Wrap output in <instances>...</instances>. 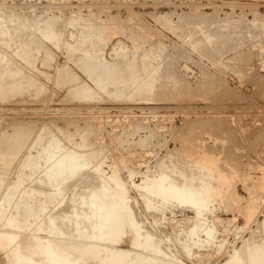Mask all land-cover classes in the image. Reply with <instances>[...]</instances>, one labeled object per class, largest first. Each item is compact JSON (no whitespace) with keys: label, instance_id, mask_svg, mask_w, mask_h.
Segmentation results:
<instances>
[{"label":"rangeland","instance_id":"1","mask_svg":"<svg viewBox=\"0 0 264 264\" xmlns=\"http://www.w3.org/2000/svg\"><path fill=\"white\" fill-rule=\"evenodd\" d=\"M22 15L25 16L24 21L22 20L24 16L21 18ZM0 19V30L2 31H0V61L2 60L0 64L3 65L0 66L3 68L8 63L10 67L21 68L22 73L18 76L25 79L29 78L28 80L33 83L27 84L29 88L23 85V88L17 87L13 90L5 86L4 89L2 88L5 92L0 89V154L6 157L2 161L0 160V182H2L0 183V195L4 194L6 187L9 190L10 182L18 179L21 183H25L28 180L30 182L32 177H36L35 174L30 180L28 176H25L27 173L29 175L32 169L22 167L23 159L29 152L36 151L33 154H37V149L42 142L47 143V136L49 137L50 134L48 132L51 130L58 137L61 145L67 146L63 149L73 147L85 151L88 156L85 155V157L89 161L86 170L96 174L98 180L96 182L103 180L99 179L102 176L100 173L103 172L106 174L102 177L106 180L111 179L109 182L112 181V184L115 182L114 179L119 177L117 181L122 184L117 183L119 184L117 185L115 182L116 186H111L112 196H116L113 199L119 197L121 192L127 195L129 202L131 201L130 203L136 209L137 219L141 222L144 220L145 225H147L143 224L145 230L155 232V239L159 240L157 241L163 249L175 252L179 246L177 242L182 243L189 240L187 253L185 251L181 253V256L176 255L185 264H232L234 263L233 256H235V260H240V264H245V259H243L245 252L241 251L245 245L250 241L249 244L253 245L250 247L253 248L264 242V0H0ZM50 19L52 20L50 21ZM53 21L56 22L52 23ZM48 24L52 30L54 29V32L57 27V34L60 36L56 34L57 38L55 39L43 37L41 31L46 32L48 28L49 31L51 30ZM51 24L54 26L57 24V26L54 27ZM35 25L36 27H34ZM47 26L48 28L45 29ZM15 27L19 28L16 29ZM16 33H18L17 36ZM30 33L32 37H30ZM28 35H30V40L33 39L32 42L36 41L40 44L41 49L37 47V43H35L37 45L33 43L34 47L29 44L31 41L29 42ZM33 35L38 36L37 39L39 38V40ZM58 37L60 38L58 39ZM23 49H30L29 56ZM85 50L90 52L86 54ZM21 51L26 56L21 55ZM95 54L101 55L99 58L102 60ZM91 57H94V61ZM89 58L91 59L87 60ZM97 59L99 62H103L101 64L95 63L98 61ZM132 59L136 62H134L136 66L139 65L137 68L142 75L154 72L152 75L156 79H154L153 92L147 93L145 91V93L139 89V92H135L137 88L135 87V89L131 85L128 86L129 88L127 87L129 90L126 89V91L131 93L132 90H135L134 93L132 92V97L113 98V100L104 92L102 87L99 89L96 87L95 81L92 80V76L88 74L89 72L86 71L85 67L90 63L89 66L91 67L96 64V67L92 68L99 71L104 70L108 61L110 62L109 65L121 61L123 66L121 63L120 66L127 67ZM12 64L13 66H11ZM102 64L104 65L101 68ZM155 67H158V72L151 70ZM1 71L0 68V73ZM65 71H68L69 74L73 72L72 75L76 76L75 79L80 81L79 83L84 82L87 83L86 85L95 88V94L90 97L92 99L85 96L83 98L80 93L75 92L78 89V84L74 87L68 80H64ZM3 78L0 77V83L5 81ZM10 79L11 76L8 80ZM40 86L42 87L39 88ZM25 89L27 90L24 91ZM68 89L71 92H68ZM17 91L21 92L18 93ZM42 127L44 131L45 129L48 131H43L46 135L39 143L40 145H37V142V144L34 143L36 141L34 138ZM55 128L59 130L55 131ZM16 129L17 132L18 130L27 132L23 141L22 139L19 140V145L13 137L16 135ZM77 141L79 143L85 141V144L77 145ZM20 144L23 145L21 151ZM13 146L17 147L19 152ZM4 149H7V153ZM169 153L172 154L171 159ZM13 155L15 158L12 162ZM167 156L168 158H166ZM3 157L1 156L0 159ZM98 161L103 162L100 164L102 169L97 168ZM164 161L166 164L169 163L168 166L171 168ZM199 162L211 166L210 168L208 165L205 168L198 167ZM93 163L94 166L97 165L95 168L103 171L98 170L96 172ZM172 164L176 165V168ZM172 167L177 169L174 170L175 173ZM19 170L23 173H20ZM181 170H184L187 178L185 174L181 175ZM84 171L82 172L84 173ZM114 171L117 173L114 174ZM162 171H171L169 174H175L173 177L179 181L185 179L188 181L190 177L193 179L190 174L194 173L199 178L198 174L201 173L200 176L205 178V183L208 182L215 187L219 186L217 187V189H221H218L219 192L215 191L209 195L207 208L209 210H205L206 221L212 225L215 231L217 230L211 237L208 238L205 231L199 236H194L193 240L185 235L187 230H191L196 219L193 204L188 202L190 205L176 202L168 204L165 202V207L162 199L158 200L153 195L149 198L146 194L143 196L139 194L136 183H141L140 180H144V176L147 177V174L150 178L152 175L154 177L155 173V176L161 174ZM188 171L190 172L188 173ZM111 177L114 179L112 180ZM198 180L193 179V182L190 183ZM65 181L68 183V180H64L62 186H66ZM131 181L135 183H131ZM82 183H79L80 186ZM25 186L28 184H22V187ZM48 187L46 186V190ZM77 187L78 191L63 187L66 196L62 203L64 205L69 204L68 206L71 207L74 203L80 204L77 207L81 210L87 206L80 201L82 200L79 198L80 194L82 192L86 195L89 194L91 188L85 187V184L82 188ZM52 188L54 187L52 186L50 189L52 190ZM51 190L48 189L47 192H54ZM72 199L79 201L71 203L70 200ZM52 200L55 199L52 198L50 203L46 202L48 207L45 205V209L42 210L40 207L42 202L38 199L37 202H40L36 205V213L41 208L42 212L40 210L38 215H42V219L36 213L32 215V218L34 219L35 216L36 219L34 220L39 218L41 222L38 219L36 223L30 217L28 223L32 226L26 224L29 226L27 228L24 224L22 227H25H20L18 230L6 225L9 216L4 215H12L11 209L5 208V210L9 209V212L3 210L0 213V224L1 221L5 224V226L0 225V248H3L0 250V260L4 259L6 253L11 255V251L13 250V253L15 251L13 245H10L13 249L7 247L5 240L2 239L6 235L2 232L3 229L6 230H3L6 233L13 232L14 229L15 232L19 233L24 231L22 233L25 236L27 233L26 237L31 236L34 242L41 241L42 238L43 243L44 239L49 238V232L42 229L41 225L46 216L52 214L58 206H55L54 209L49 207L52 206L50 205L53 203ZM155 201L159 205L156 206L157 208H155ZM160 201L163 205L160 204ZM62 203L61 205L64 206ZM149 203L155 205L150 206ZM39 204L41 205L39 206ZM46 208H49L50 211ZM43 211L48 212L46 214ZM140 216L142 220L138 218ZM1 217L5 219V222ZM167 217L169 220H166ZM31 222L34 223L31 224ZM96 227L89 226L87 235L84 234L86 238L97 230L95 236L92 235L94 238L88 236L86 239L91 243L95 242V244L99 239L97 237L100 236L98 233L100 231ZM91 228L94 229V232L90 230ZM29 231L30 233L33 231V234L29 233L30 235H28ZM22 233L20 234L22 235ZM97 233L99 235L96 237ZM166 233L170 236L169 241L166 238ZM34 234L35 236L39 234L40 237L37 238ZM196 237H198V242H196ZM194 240H196L195 243ZM254 244L256 245L254 246ZM113 246L133 248L127 242L116 243ZM237 247L243 254L242 256L239 252L242 257L239 259L236 254L238 253ZM102 255L104 256L105 253ZM41 256L36 253V258L33 257L34 261L37 257L40 260L37 259L39 262L36 261V264L43 260L42 264H47ZM74 256L76 257L74 253H69V262L75 261ZM11 258L15 259V255L12 254ZM241 259H243L242 262ZM97 261L101 260L98 259ZM231 261L232 263H229ZM24 262L28 264L26 259ZM24 262L22 263L24 264ZM77 262L76 264H84L85 261L78 260ZM99 263L101 264L102 261ZM59 264H63V262H59Z\"/></svg>","mask_w":264,"mask_h":264},{"label":"bare ground","instance_id":"2","mask_svg":"<svg viewBox=\"0 0 264 264\" xmlns=\"http://www.w3.org/2000/svg\"><path fill=\"white\" fill-rule=\"evenodd\" d=\"M11 4V3H10ZM31 5V4H30ZM8 7V6H7ZM25 16H27L26 14H24ZM22 15L21 18L24 16ZM19 16V14H18ZM25 16H24V19H22L23 21L25 20ZM30 16V14H29ZM37 16V15H36ZM50 17V16H49ZM35 18V17H34ZM45 19V18H44ZM43 19V21H44ZM1 20V19H0ZM21 20V19H20ZM52 19H50L51 21ZM244 20V19H243ZM41 21V20H40ZM39 21V22H40ZM46 21V20H45ZM42 22V21H41ZM49 22V21H48ZM56 21H53L52 23H54ZM245 22V21H244ZM250 22V21H249ZM248 23V22H247ZM21 24V23H20ZM24 24V23H23ZM29 24V23H28ZM34 24V23H32ZM46 24V23H45ZM50 24V23H49ZM48 24V26L50 27V25ZM222 24V23H221ZM44 25V23H43ZM54 26V24H51ZM245 25V24H244ZM29 26H31L29 24ZM48 26L45 28L47 29ZM52 26V27H53ZM57 24H55L54 27H56ZM80 26V25H79ZM240 26V25H239ZM32 27V26H31ZM36 27V25L34 26ZM53 27V28H54ZM196 27V26H195ZM4 28V26H3ZM16 28V27H15ZM15 28H13V30L15 31ZM19 28V27H17ZM16 28V29H17ZM23 28V27H22ZM38 28V27H37ZM51 28V27H50ZM57 28V27H56ZM55 28V32H54V29L49 31V28H48V31L46 30V32L44 31H41L42 33V36L45 37V38H50V39H55L57 38V29ZM240 28V27H239ZM246 28V27H245ZM31 29V28H30ZM40 29V28H39ZM43 29V28H42ZM230 30V27L228 28ZM19 30V29H18ZM24 31V29H22ZM36 30V29H35ZM34 30V32H35ZM1 31V30H0ZM52 31V32H51ZM232 31V30H231ZM2 32V31H1ZM4 32V31H3ZM17 32V31H15ZM21 32V31H20ZM32 33V30L30 31ZM44 32V33H43ZM203 32V31H202ZM225 32H226V29H225ZM19 33V32H18ZM16 33V36L17 34ZM26 33V32H25ZM30 33V35H31ZM59 33V31H58ZM8 34V33H7ZM21 34V33H20ZM24 34V33H23ZM28 34V33H27ZM57 34V35H56ZM183 34V33H181ZM3 35V34H2ZM5 35V34H4ZM3 35V36H4ZM28 35V39H29V42L33 41L30 40L29 36ZM225 35V34H224ZM7 36V35H6ZM22 36V35H21ZM24 36V35H23ZM27 36V35H26ZM34 36V35H33ZM36 36V35H35ZM34 36V37H35ZM60 36V35H58ZM229 36V35H228ZM32 37V35L30 36ZM33 37V38H34ZM38 36H36L35 38L37 39ZM23 38V37H22ZM27 39V37H25ZM60 37H58L59 39ZM95 38V37H94ZM18 40V39H17ZM39 40V38L37 39ZM42 40V38H41ZM94 40V39H93ZM24 41V40H23ZM22 41V42H23ZM44 41V39H43ZM53 42V40H51ZM55 41V40H54ZM28 42V43H29ZM29 43V44H32V46L37 43L36 41L32 42V43ZM88 42V41H87ZM34 43V44H33ZM40 43V41H39ZM55 43V42H54ZM58 43V41H57ZM13 44V43H12ZM24 44V43H23ZM38 44V43H37ZM35 44V45H37ZM42 44V43H41ZM47 44V43H46ZM187 44V43H186ZM72 45V44H70ZM190 45V44H189ZM17 46H19L17 44ZM28 46V44H27ZM59 46V44H58ZM208 46V45H207ZM213 46V45H212ZM34 47V46H33ZM37 47H40L41 49V46L40 44L37 45ZM36 47V48H37ZM74 47V46H73ZM6 48V47H5ZM14 48V47H13ZM20 48V47H19ZM22 48V47H21ZM45 48V47H44ZM63 48V47H62ZM91 48V47H90ZM26 49V48H25ZM24 50V52L26 53V55L29 56L28 52H30V49H27V50ZM34 49V48H33ZM85 49V48H84ZM92 49V48H91ZM99 49V48H98ZM20 50V49H18ZM17 50V51H18ZM22 50V51H23ZM32 50V48H31ZM50 50V49H49ZM48 50V51H49ZM3 51V50H2ZM13 51V50H12ZM21 51V53H22ZM71 52V51H70ZM86 54L88 52H90L89 50H85ZM99 52V51H98ZM155 52V51H153ZM18 53V52H17ZM20 53V54H21ZM35 53V52H34ZM72 53V52H71ZM101 53V52H100ZM183 53V52H182ZM19 54V53H18ZM102 54V53H101ZM6 55V54H5ZM21 55H25L24 53H22ZM20 55V56H21ZM25 55V56H26ZM37 55V54H36ZM68 55V54H67ZM96 55V54H95ZM95 55H92V56H95ZM3 56V55H2ZM75 56V55H74ZM90 56V55H89ZM97 56V55H96ZM95 56V57H96ZM101 56V55H100ZM100 56H97L98 58ZM11 57V56H10ZM77 57V56H76ZM96 57V58H97ZM104 57V56H103ZM12 58V57H11ZM92 58V57H91ZM91 58L87 59V60H90ZM94 58V57H93ZM92 58V61H94ZM3 59V57H2ZM24 59V57H23ZM29 59V58H28ZM52 59V57H51ZM78 59V58H77ZM85 59V58H84ZM100 60H102V58H99ZM99 59H97L98 61H95V63L99 62ZM106 59V58H105ZM2 61V60H1ZM0 61V62H1ZM5 61V60H3ZM29 61V60H28ZM103 61H104V58H103ZM102 61V62H103ZM114 61V60H113ZM117 61V60H116ZM173 61V60H172ZM171 61V62H172ZM27 62V60H26ZM51 62V61H50ZM91 62V61H90ZM101 61L99 62V64L102 63ZM122 65V62L119 61ZM126 62V61H125ZM135 61L132 59L128 64H127V67L124 66H120V63L118 62H115L113 63L112 65H109L110 62L108 61L105 62L107 64H105L104 66V70H98V69H95V68H92V67H96V64L91 67L89 66H85L86 67V71L89 72L88 74L90 76H92L91 78H93L92 80L95 81V85L96 87L99 89V87L103 88L104 89V92L112 99H121V98H124V97H132L133 96V93L134 91L132 90V92L130 93L128 90V86H134L133 88L136 89L135 92H139L140 91H146L147 93L148 92H153V87H155L154 85V79L155 76L152 75L153 73H150V74H147V75H142L141 74V71L139 72L138 70V66H136V62L134 63ZM171 62H169L171 64ZM94 63V62H93ZM112 63V62H111ZM142 63V62H141ZM167 63V62H165ZM5 64V63H4ZM76 64V63H75ZM84 64V63H83ZM92 64V63H91ZM100 66L101 68L103 67V65ZM2 65V64H0ZM163 65V64H162ZM167 65V64H166ZM3 66V65H2ZM13 66V64L11 65ZM21 66V65H20ZM83 67V66H82ZM81 67V68H82ZM84 67V69H85ZM159 67V66H158ZM158 67L156 68H152L151 70H156L158 69ZM176 67V66H175ZM0 68L2 69L1 71V76L4 77L3 79L5 81H3L2 83H0V89L1 91L3 92L4 90H2L3 87L7 86L9 89H16L17 87L19 88H23V85L27 86V84H33L31 83L28 79L29 78H23L22 76H18L20 75V73H22V70L21 68L19 67H16L13 68V67H10L8 66V63L6 64V66H4L3 68L0 66ZM80 68V69H81ZM98 68V66H97ZM144 68V67H143ZM171 68V67H170ZM58 69V68H57ZM150 69V68H149ZM164 69V68H163ZM26 70V69H25ZM42 70V69H41ZM64 70V69H63ZM96 70H98L96 72ZM150 70V71H151ZM165 71V70H164ZM40 72V71H39ZM42 72V71H41ZM40 72V73H41ZM66 72V71H65ZM64 72V73H65ZM71 72V71H70ZM158 72V71H157ZM25 73V72H24ZM97 73V74H96ZM73 72L71 74H69V72L67 71L65 73V78L64 80H68L74 87L75 85L78 86V89L77 91L75 92H78L80 93V96L82 95L83 98L84 96L85 97H89V99H92L90 97H92L95 92H94V89L92 86L90 85H86L84 82L82 83H79L80 81H76V76L72 75ZM162 75V73H160ZM157 75V74H155ZM170 75V74H168ZM167 75V76H168ZM0 76V77H1ZM11 76V79L8 80V78ZM164 76V75H163ZM173 76V75H172ZM25 77V76H24ZM37 77V76H36ZM162 77V76H161ZM175 77V76H174ZM163 78V77H162ZM35 80V78H34ZM63 80V81H64ZM74 80V81H73ZM38 81V80H37ZM61 81V80H60ZM72 81V82H71ZM173 81V80H172ZM35 82V81H34ZM36 83V82H35ZM66 83V82H65ZM164 83V82H163ZM43 85V83H40ZM39 84V85H40ZM24 86V88H25ZM35 86V85H34ZM33 86V87H34ZM38 86V85H37ZM166 86V85H165ZM6 87V89H7ZM32 87V85H31ZM42 86H40L39 88H41ZM72 87V86H71ZM128 87V88H127ZM162 87V86H161ZM29 88V87H28ZM36 88V87H35ZM34 88V89H35ZM4 89V88H3ZM70 89V88H69ZM68 89V92H71L69 91ZM126 89H128L126 91ZM139 89V90H138ZM18 90H22V89H18ZM27 89H25L24 91H26ZM46 90V89H45ZM72 90H73V87H72ZM102 90V89H101ZM162 90V89H161ZM9 93H11L9 90H7ZM23 91V92H24ZM38 91V89H37ZM98 91V90H96ZM103 91V90H102ZM127 93H126V92ZM156 91V90H155ZM5 92V91H4ZM14 92V91H13ZM18 93L21 92V91H17ZM75 92H72V93H75ZM145 92V93H146ZM17 93V94H18ZM25 93V92H24ZM71 93V94H72ZM77 93V94H78ZM5 94V93H4ZM22 94V93H21ZM67 94V93H66ZM69 94V93H68ZM76 94V95H77ZM136 94V93H135ZM16 95V94H15ZM70 95V94H69ZM99 95V94H98ZM140 95V94H139ZM146 95V94H145ZM149 95V94H148ZM7 96V95H6ZM74 96V95H72ZM78 95V97H80ZM52 97V96H51ZM100 97V96H99ZM107 97V98H109ZM77 98V97H76ZM102 98V97H101ZM4 99V98H3ZM6 99V98H5ZM82 99V97H81ZM113 99V100H114ZM88 100V99H87ZM56 119V118H55ZM34 120V119H33ZM21 121V120H20ZM45 122V121H44ZM51 122V121H50ZM66 122H68V120H66ZM12 123V122H11ZM20 123V122H19ZM48 123V122H47ZM56 123V122H55ZM10 124V123H9ZM13 124V123H12ZM18 124V123H17ZM61 125V124H60ZM140 125V124H139ZM138 125V126H139ZM14 126V125H13ZM19 126V125H18ZM50 126V125H49ZM56 126V125H55ZM54 126V127H55ZM64 126V125H63ZM142 126V125H140ZM5 127V126H4ZM39 127V126H38ZM44 127V125H43ZM42 127L41 131L36 135V141L34 142L35 144L37 145H40L39 143L42 142L43 138L45 137L46 134H44L45 131H48L47 129H45V131L43 130L44 128ZM46 127V126H45ZM47 128V127H46ZM67 128V127H66ZM87 128V127H86ZM8 129V128H7ZM14 129V128H13ZM49 129V127H48ZM57 131L58 128H55ZM27 130V128H26ZM37 130V129H36ZM59 130V129H58ZM62 130V129H61ZM65 130V129H64ZM84 130V129H83ZM7 131V130H6ZM15 131V130H13ZM12 131V132H13ZM44 131V132H43ZM50 133L49 134V137L47 136V143H43L39 146V149H37L35 147V149L38 150L37 154H33L31 152H29L27 155L25 156V158L23 159L24 162H23V168L24 166L25 167H29L30 170L32 169L31 173L28 175H25V176H28L29 179L36 174V177H32L33 179L30 181V182H25L28 184V186H25V187H22V184H25V183H21L20 180H14L13 182H10V184L8 185L9 190H7V187L5 188V192H3L4 194L1 196V199L2 201L0 202H3L2 204L0 203V213L5 210V208H9L11 209L10 212H12V215L11 214H8V215H4V216H9V219H7V226H10L11 228H16V230L23 228L25 226L22 227V225H26V224H29V219L30 217L32 218V215L36 213V205L41 201L42 202V206H40L41 204H39V206L43 209H45V205L46 207H48L47 203L46 202H49L52 198H54L55 200L53 201V203H51L50 205L52 206H49V207H52L54 209L55 206H57L54 210V212L50 215H47L46 216V219L45 221L42 223V229L44 230H47L49 232V238L47 237L46 239H44V242L42 243V238H41V241L35 239L36 242H34L32 239L31 236H27V233L26 236L23 234L24 231H20V233H22V235L19 233V232H15L13 230V232H10L9 233H6L5 231L2 230V232H4L6 235L4 236V238H2L3 240H5L6 244H7V247L10 245H13L14 247V253H13V250L11 251L10 248H12V246L9 248V250L12 252V254L15 255V259L11 258V255L10 253H4L5 257H3L4 259H1L0 260V264H23L22 262H24V260L26 259V261L28 262V264H36L39 259H40V256H39V259L37 257L36 261H34V258L35 257V254L38 253L40 255L43 256V258L46 260L45 262H47V264H59V262H63V264H76L78 263L77 261L79 260H83L85 261L84 264H98L99 262L102 261L101 264H185L182 259H180L178 256L176 255H179L181 256V253H184L187 249H188V242L185 240L183 241L182 243L181 242H177V244H179V246L176 248L177 252L175 253L174 251L171 252V251H168V250H165L163 249L160 245V243H158V241L155 239V236H154V233L155 232H152L151 230H145V223H144V220L143 222L139 221L136 217V209H134L133 205L129 202L128 200V196L125 195L123 192H121L122 194L117 197L116 199H113L115 197H113V193H112V188L111 186L112 185H115V182L116 184L117 183H121V182H118L117 180L119 179L116 178H112V180L114 179V183L112 184V181L109 182V180L111 179H105L104 177L102 176H105L106 173H100L102 174L101 178L99 177L100 175L99 172L97 173L99 179H103L102 181H99V182H96L97 180V176L96 174H94L92 171V173L90 172V170H86L87 168V165L89 163L88 159L86 157H88L86 154H85V151H81V149H75V148H67V149H63V147H67V146H62L61 143H60V140L58 139L57 136H55V133H53L51 130H49ZM66 131V130H65ZM8 132V131H7ZM59 132V131H58ZM61 132V131H60ZM1 133V132H0ZM27 132H25V130H18L17 132V129H16V135L13 136L14 139L17 140V144L19 145V140L22 139L23 141V138L25 137V134ZM57 133V132H56ZM78 133V132H77ZM13 134V133H12ZM60 134V133H59ZM62 134V133H61ZM73 134V133H71ZM87 134V133H86ZM90 134V133H89ZM147 134V133H146ZM11 135V134H10ZM65 135V134H64ZM3 136V135H1ZM70 136V135H69ZM88 136V135H87ZM13 137L11 138L12 141H13ZM27 137V135H26ZM82 137L84 138V135H82ZM149 137V136H148ZM29 138V137H28ZM66 138V137H65ZM64 140V139H63ZM85 140V139H84ZM121 140V139H120ZM7 141V140H6ZM15 141V140H14ZM28 141V140H26ZM82 141V140H81ZM122 141V140H121ZM3 142V141H2ZM33 142V141H32ZM37 142V143H36ZM85 142V141H84ZM83 142V143H84ZM8 143V142H7ZM13 143V142H12ZM23 143V142H22ZM65 143V142H64ZM77 141L76 144L77 145H81L80 142ZM82 143V144H83ZM92 143V141H91ZM6 144V142H5ZM15 145V143H13ZM32 144V143H31ZM63 144V143H62ZM85 144V143H84ZM4 146V144H2ZM73 145L74 142H73ZM17 146V145H16ZM21 146V144H20ZM23 146V145H22ZM22 146H21V149L20 151L22 150ZM70 146V145H69ZM68 146V147H69ZM72 146V145H71ZM5 147V146H4ZM14 147V146H13ZM76 147V146H74ZM81 147V146H79ZM86 147V146H85ZM17 149V147H14ZM19 148V147H18ZM32 148V147H31ZM83 148V147H82ZM93 148V147H92ZM91 148V149H92ZM12 149V147H11ZM84 149V148H83ZM98 149V148H97ZM7 153V149H4ZM10 151V149H8ZM14 150V149H12ZM18 152H19V149H17ZM29 150V149H28ZM99 150V149H98ZM8 151V152H9ZM15 151V150H14ZM13 151V152H14ZM90 151V150H89ZM172 151V150H171ZM2 152V150H1ZM12 152V151H11ZM175 152V151H174ZM5 153V154H6ZM17 153V151H16ZM15 153V154H16ZM87 153V152H86ZM92 153V152H91ZM100 153V152H99ZM185 153V152H184ZM194 153V152H193ZM10 154V152H9ZM8 154V155H9ZM13 154V153H11ZM168 154V153H166ZM182 154V152H181ZM205 154V153H204ZM1 155V154H0ZM7 155V156H8ZM86 155V157H85ZM170 159H171V155L170 154ZM2 157L4 156L3 154L1 155ZM0 156V157H1ZM14 156V155H13ZM100 156V155H99ZM163 156V155H162ZM161 156V157H162ZM181 156V155H180ZM186 156V155H185ZM9 157V156H8ZM7 157V158H8ZM93 157V156H92ZM98 157V156H97ZM178 157V155H177ZM196 157V156H195ZM206 157V156H205ZM6 157L4 156L3 158H1L0 160L2 161V159H5ZM13 158L12 157V162H13ZM100 158V157H99ZM168 158V156L166 157ZM186 158V157H185ZM22 159V158H21ZM165 159V157H164ZM163 159V160H164ZM169 159V160H170ZM175 159V158H174ZM177 159V158H176ZM7 160V159H6ZM186 160V159H185ZM184 160V161H185ZM196 160V159H195ZM201 160V159H200ZM204 160V159H203ZM208 160V159H207ZM211 160V159H210ZM216 160V159H215ZM9 161V159H8ZM11 161V160H10ZM20 161V160H19ZM93 161V160H92ZM168 161V160H167ZM190 161V160H189ZM213 161V160H212ZM91 162V161H90ZM95 162V161H94ZM102 162V161H101ZM101 162H97L99 165L97 166V168H101L102 169V166H100ZM170 162V161H169ZM192 162V161H191ZM194 162V161H193ZM204 162V161H203ZM198 163V167H202V168H205V166H207L208 164L206 163ZM207 162V161H206ZM7 163V162H5ZM103 163V162H102ZM165 163V161H164ZM172 163V162H171ZM170 163V164H171ZM180 163V161H179ZM218 163V162H217ZM21 164V163H20ZM92 164V163H91ZM96 164V162H95ZM115 164V163H114ZM166 164V163H165ZM164 164V165H165ZM169 164V163H168ZM168 164H166L168 166ZM214 164V163H213ZM165 165V166H166ZM181 165L182 162H181ZM190 165V164H189ZM196 165V163H195ZM5 166V165H4ZM18 166V165H17ZM89 166V165H88ZM93 166H94V163H93ZM94 166V168L96 167ZM114 166V165H113ZM172 166H174L176 168V165L172 164ZM188 166V165H187ZM211 166V165H210ZM210 166L208 165V168H210ZM92 167V165H91ZM91 167H88L89 169ZM169 168H171L170 166H168ZM167 167V168H168ZM174 167H172V170H177V169H173ZM212 167H215V166H212ZM217 167V166H216ZM5 168V167H4ZM37 168V169H36ZM93 168V169H94ZM95 168L94 170H96V172L100 169H97ZM181 168V167H180ZM39 169V170H38ZM92 169V168H91ZM191 169V168H190ZM6 170V169H5ZM4 170V171H5ZM21 170H24V169H21ZM20 171V173H23V171ZM29 170V172H30ZM86 170V171H84ZM93 170V171H94ZM106 170V169H105ZM115 170V169H113ZM171 170V169H169ZM185 170V169H184ZM184 170H181V175L185 174ZM212 170V169H211ZM210 170V171H211ZM214 170V169H213ZM212 170V171H213ZM217 170V169H216ZM222 170V169H221ZM3 171V170H1ZM18 171V172H19ZM84 171V173L82 172ZM101 171V170H100ZM103 171V170H102ZM101 171V172H102ZM118 171V170H117ZM133 171V170H132ZM179 171V170H178ZM191 171V170H190ZM188 171V173L190 172ZM209 171V170H207ZM211 171V172H212ZM28 172V171H27ZM95 172V173H96ZM171 172V171H169ZM169 172H161V174H158L157 176H155L154 174V177L153 175L149 178L148 177V174H147V177L144 176V180H140L142 181L141 183H136L137 184V187H135V189H137V191H139V194H142L143 195H148L147 197L150 198L151 195L153 196H156L158 198V200H161L162 199V202L163 204L166 202V203H172V202H176V203H180V204H185V203H190V204H193L192 206L194 207V211H195V222L193 223V227L191 228V230H187L184 231L186 232L185 235L188 236V238L190 237L191 239L194 237V236H199L203 233V231H205L207 233V237H211L213 234H214V231L215 229H213L212 225L210 223H208V221H206V217H205V210H207L208 208V204H209V201H208V198L209 195L215 191L216 192H219L218 188L219 186L215 187L211 184H209L208 182L205 183V178L203 179V176L200 174L199 175V178L198 176L196 177V173L194 174H190L192 175V178L193 179H196L198 181H195L194 183H190L193 179H191V181H189L190 179H185L184 181H179L177 178L173 177V175L169 174ZM176 171H174L175 173ZM179 172V173H180ZM225 172V171H224ZM18 173V174H20ZM117 173L114 171V174ZM131 173V172H130ZM158 173V172H157ZM113 174V172H112ZM210 174V172H209ZM223 174V172H222ZM21 175V174H20ZM109 175V174H108ZM180 175V174H179ZM186 175V174H185ZM205 175V174H204ZM208 175V173H207ZM220 175V174H219ZM19 176V175H17ZM23 176V175H22ZM78 176V178H77ZM107 176V175H106ZM112 176V175H111ZM115 176V175H114ZM150 176V175H149ZM210 176V175H209ZM1 177V176H0ZM21 177V176H20ZM76 177V179H75ZM109 177V176H108ZM106 177V178H108ZM188 176L186 175V178ZM206 178L208 176H205ZM224 177V176H223ZM34 178H36L34 180ZM131 178V177H130ZM133 178V176H132ZM181 178V177H180ZM184 179V176L182 177ZM209 178V177H208ZM211 178V176H210ZM1 179V178H0ZM4 179V178H3ZM22 179V177H21ZM28 179V178H27ZM142 179V178H141ZM222 179V178H221ZM220 179V180H221ZM224 179V178H223ZM26 180V179H25ZM64 180H68L66 183V181L64 183H66L65 185L66 186H62L64 185L63 184V181ZM69 180H70V184H69ZM133 180V179H131ZM210 180V179H209ZM219 180V178H218ZM217 180V181H218ZM8 181V180H7ZM6 181V182H7ZM24 181V179H23ZM98 181V180H97ZM120 181V180H119ZM134 181V180H133ZM187 181V182H186ZM201 181V182H200ZM212 181V180H211ZM83 182V183H82ZM85 182V183H84ZM193 182V181H192ZM198 182V183H197ZM221 182V181H220ZM2 183V182H0ZM79 183H82V186L83 184H85V187H88V188H91L90 192H88L89 194H84V192H82L80 194V197L82 200H80L84 205H86L87 207L84 206V209L81 208V210L79 209V205H77V203L75 204H71L73 202H77L79 201L78 199L75 201V199H72L70 200V202L67 201V203H70L72 205L71 206H68L69 204H63V199L64 197L66 196L65 194V188H72V191H75L74 189L78 188L77 186L81 187ZM99 183V184H97ZM131 183H135V182H132ZM217 183V182H216ZM223 183V182H222ZM39 184V185H38ZM47 184H50V185H47ZM111 184V185H110ZM122 184V183H121ZM135 184V185H136ZM214 184V183H213ZM119 185V184H117ZM216 185V184H215ZM1 186V185H0ZM24 186V185H23ZM46 186H53L54 188H52V190H54V192H47V190H51L49 187L47 188L46 190ZM116 186V185H115ZM114 186V187H115ZM124 186V184H123ZM3 187V186H2ZM22 187V188H21ZM65 187V188H63ZM113 187V189H114ZM119 187V186H118ZM131 187V186H130ZM222 187V186H221ZM4 188V187H3ZM79 188V189H81ZM122 188V187H121ZM120 188V190H121ZM84 189V188H83ZM119 189V188H118ZM125 189H126V184H125ZM51 190V191H52ZM67 190V189H66ZM71 190V189H70ZM77 190V189H76ZM85 190V189H84ZM120 190H117L120 192ZM124 190V189H123ZM122 190V191H123ZM221 190V189H220ZM78 191V190H77ZM80 191V190H79ZM88 191V190H87ZM114 191V190H113ZM130 191V190H129ZM86 192V191H85ZM115 192V191H114ZM73 193V192H72ZM71 193V194H72ZM117 193V192H116ZM125 193H128L127 191H125ZM1 194V193H0ZM69 194V193H68ZM79 194V193H77ZM119 194V193H117ZM73 195V194H72ZM116 195V194H114ZM214 195V194H213ZM75 196V195H74ZM73 196V197H74ZM130 196V195H129ZM132 196V195H131ZM152 196V197H153ZM212 196V195H211ZM68 197V196H67ZM71 197V198H73ZM146 197V199H147ZM75 198V197H74ZM78 198V197H77ZM214 198V197H213ZM38 199H40L39 202ZM69 199V198H68ZM145 199V198H144ZM152 199V198H151ZM155 199V198H154ZM67 200V199H66ZM131 200V199H130ZM51 201V202H52ZM136 201V200H134ZM133 201V202H134ZM147 201V200H146ZM150 201V200H148ZM154 201V200H153ZM37 202V203H36ZM80 202V203H81ZM152 202V201H150ZM158 202V201H157ZM50 203V202H49ZM61 203L64 205L62 206ZM65 203V202H64ZM137 203V202H136ZM135 203V204H136ZM156 203V201H155ZM187 203V204H188ZM150 206H154L153 204L149 203ZM158 203H156L155 205V208H157L156 206H159L157 205ZM160 204L163 205L160 201ZM185 204V205H187ZM188 204V205H190ZM60 205V206H59ZM83 206V205H82ZM136 206V205H134ZM165 206V204H164ZM38 207V206H37ZM39 207V208H40ZM137 207V206H136ZM161 207V206H160ZM166 207V206H165ZM168 207V206H167ZM40 208V210H41ZM159 208V207H158ZM169 208V207H168ZM9 209H6L7 211ZM46 209H49V208H46ZM51 209V210H53ZM152 209V208H151ZM160 209V208H159ZM4 211V212H7V211ZM39 210V212H40ZM41 210V212H42ZM164 210V208H163ZM209 210V209H208ZM207 210V211H208ZM38 211V210H37ZM50 211V209L48 210ZM48 211H43L44 213L48 212ZM151 211V210H150ZM157 211V210H156ZM162 211V210H161ZM211 211V210H210ZM9 212V211H8ZM7 212V213H8ZM38 212V213H39ZM159 212V211H158ZM5 213V214H7ZM38 213H36L38 215ZM165 213V212H164ZM172 213V212H171ZM43 214V213H42ZM47 214V213H46ZM138 214V213H137ZM156 214V213H155ZM159 214V213H158ZM162 214V212H161ZM1 215V214H0ZM45 215V214H44ZM43 215V216H44ZM163 215V214H162ZM160 215V216H162ZM11 216V217H10ZM40 216V215H38ZM139 216V215H138ZM164 216V215H163ZM162 216V217H163ZM37 217V216H36ZM42 217V215L40 216V218ZM45 217V216H44ZM2 219H4L3 217H1ZM139 219L141 218L138 217ZM33 219V218H32ZM34 219L35 216H34ZM33 219V220H34ZM39 219V218H38ZM37 219V220H38ZM42 219V218H41ZM155 219V218H154ZM159 219V217H158ZM37 220L34 222L37 223ZM142 220V218H141ZM166 220H169L168 217L166 218ZM40 221V219H39ZM161 221V220H160ZM3 222H5V219L3 220ZM33 222V223H34ZM41 222V221H40ZM157 222V221H156ZM31 222V224H33ZM1 224H3L5 226L4 223H2L1 221ZM0 224V225H1ZM145 226H144V225ZM36 225V224H35ZM34 225V226H35ZM39 225V224H38ZM150 225V224H149ZM192 225V224H191ZM211 225V226H210ZM29 226H32L29 224ZM26 225V228L29 227ZM40 226V227H41ZM89 226L90 227H96V229L98 228V233H100V236L97 237L99 234L97 233L96 237L100 239V242H98L97 240V244L94 243H91L90 241H87L86 239H88L87 237L90 236L88 235L86 238L84 236L87 235V232H88V229H89ZM163 226V225H162ZM166 226V225H164ZM39 227V228H40ZM149 227V226H148ZM215 227V226H214ZM3 228V227H2ZM5 228V227H4ZM34 228V227H33ZM152 228V227H151ZM160 228V227H159ZM166 228V227H165ZM216 228V227H215ZM29 229V228H28ZM41 229V228H40ZM147 229V227H146ZM259 229V228H258ZM24 230V229H23ZM32 230V229H31ZM94 232V229H90ZM167 230V229H166ZM36 231V230H35ZM37 231H39L37 229ZM43 231V230H42ZM86 231V232H85ZM202 231V232H201ZM217 231V230H216ZM215 231V232H216ZM15 232V233H14ZM85 232V233H84ZM95 232H97V230H95ZM95 232L92 234L95 236ZM30 231L28 232V235L30 234H33V231L32 233H30ZM37 233V232H36ZM205 233V234H206ZM3 234V233H2ZM90 234V233H89ZM167 234V233H166ZM171 234V233H169ZM25 237H24V236ZM91 235V236H92ZM179 235V234H177ZM184 235V234H183ZM210 235V236H208ZM257 235V234H255ZM35 236V234H34ZM90 236V237H91ZM35 237H40L39 234L38 236L36 235ZM34 237V238H35ZM169 235L167 234V237L168 238V241H169ZM45 238V237H44ZM91 238H94L93 236ZM176 238V237H175ZM258 238V237H257ZM94 239V240H95ZM190 239V240H191ZM197 241L194 240V243L195 241L198 242V237H196ZM253 239V238H252ZM251 239V240H252ZM90 240V239H89ZM193 240V239H192ZM191 240V241H192ZM249 240V239H248ZM1 242V241H0ZM4 242V244H5ZM120 242H127L128 244H130L131 246H133V248H120V247H115L113 246L114 244L116 243H120ZM173 242V241H172ZM250 242V241H249ZM248 242V244H249ZM201 243V242H200ZM162 244V242H161ZM244 244V243H243ZM245 245L244 249L241 250L243 251L244 255H245V258L243 257V259H245V264L247 262V264H264V242L261 244H258V241H257V244H254V246L256 245V247H253L251 248L252 246L249 244V245ZM251 244H253L251 242ZM192 245V244H191ZM251 246V247H250ZM1 247V246H0ZM141 247V249H140ZM169 247V246H168ZM240 247V246H239ZM242 247V246H241ZM242 247V248H243ZM174 248V247H173ZM190 248V247H189ZM236 248V247H235ZM234 248V249H235ZM3 249V248H0V250ZM13 249V248H12ZM233 249V250H234ZM237 250H238V247H237ZM236 250V251H237ZM6 251V249H5ZM9 251V252H10ZM112 251V253L110 252ZM240 250H238V253L237 254V257L238 259L239 258H242L239 254V252L241 253ZM2 252V251H1ZM8 252V251H6ZM105 255L103 256L102 254ZM110 254H109V253ZM234 254H235V251H233ZM69 253H74L76 255V257L74 256V259L75 261L74 262H69L68 260V255ZM187 253V251H186ZM235 254V255H236ZM242 254V253H241ZM34 255V256H33ZM37 256V255H36ZM41 256V257H42ZM73 256V255H72ZM72 256H69V257H72ZM243 256V254H242ZM231 257V256H230ZM236 257V258H237ZM36 258V257H35ZM73 258V257H72ZM183 258V256H182ZM234 258V259H233ZM233 262H229V263H232V264H240V260H235V256H233ZM71 259V258H70ZM98 259H100L101 261H97ZM230 259V258H229ZM241 259V262L242 260ZM42 260V259H41ZM40 261V260H39ZM38 261V262H39ZM44 261V260H43ZM43 261L41 263H38V264H42ZM73 261V260H71ZM93 262V263H92ZM25 264V262H24ZM100 264V263H99Z\"/></svg>","mask_w":264,"mask_h":264}]
</instances>
